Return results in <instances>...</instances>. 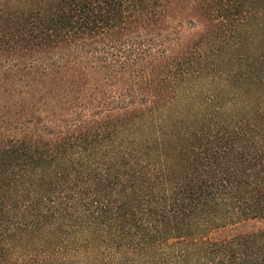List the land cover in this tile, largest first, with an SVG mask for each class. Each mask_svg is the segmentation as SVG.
<instances>
[{
  "label": "trees",
  "instance_id": "16d2710c",
  "mask_svg": "<svg viewBox=\"0 0 264 264\" xmlns=\"http://www.w3.org/2000/svg\"><path fill=\"white\" fill-rule=\"evenodd\" d=\"M0 264H264V0H0Z\"/></svg>",
  "mask_w": 264,
  "mask_h": 264
}]
</instances>
